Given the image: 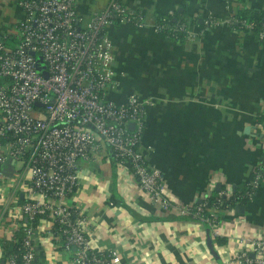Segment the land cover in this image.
Here are the masks:
<instances>
[{
    "label": "crops",
    "instance_id": "obj_1",
    "mask_svg": "<svg viewBox=\"0 0 264 264\" xmlns=\"http://www.w3.org/2000/svg\"><path fill=\"white\" fill-rule=\"evenodd\" d=\"M19 1L0 0V40L21 18ZM108 2L76 0V11L86 21ZM123 3L147 26L107 29L117 75L108 98L122 102L136 94L151 100L141 142L148 165L162 170L170 194L182 203L249 181L264 154L261 137L254 136V126L264 121V40L225 23L242 10L264 12V0ZM176 11L192 25L206 19L222 24H194L198 36L191 40H171L150 28L157 16ZM11 167L4 171L10 174ZM79 171L74 205L83 212L96 248L117 253L114 264H236L237 239L264 236V185L224 219L220 237L214 238L207 225L148 203L129 167H116L110 157L81 161ZM46 229L34 230V264H65L69 253ZM14 249L0 235V264H8L6 255Z\"/></svg>",
    "mask_w": 264,
    "mask_h": 264
},
{
    "label": "built area",
    "instance_id": "obj_2",
    "mask_svg": "<svg viewBox=\"0 0 264 264\" xmlns=\"http://www.w3.org/2000/svg\"><path fill=\"white\" fill-rule=\"evenodd\" d=\"M18 5L21 18L0 40V235L15 244L14 252L6 255L7 263L34 264L38 226L47 228L48 236L69 253L65 264L117 261L115 251L96 248L83 212L74 205L79 162L104 157L118 168L129 167L148 203L205 224L212 237H220V224L237 212L224 204L233 199V189L226 185L198 201H176L162 170L150 167L141 151L151 100L136 94L122 102L108 98L117 86V75L114 45L106 31L122 24L143 29L144 18L123 0H109L86 21L77 14L76 0H20ZM203 24L208 28L222 23L206 19ZM225 24L248 32L254 27L238 19ZM192 26L154 21L150 28L173 39L191 40L198 36ZM258 38L264 40V32ZM254 131L264 144L262 124ZM263 183L264 160L255 163L245 197L251 198ZM237 244L234 263L264 264V236H240Z\"/></svg>",
    "mask_w": 264,
    "mask_h": 264
},
{
    "label": "trees",
    "instance_id": "obj_3",
    "mask_svg": "<svg viewBox=\"0 0 264 264\" xmlns=\"http://www.w3.org/2000/svg\"><path fill=\"white\" fill-rule=\"evenodd\" d=\"M236 19L238 20H244L246 22L249 23H253L254 27L252 29V31L250 32L252 35H254L255 37H258V33L259 32H264V12H254L251 10H242L238 13ZM156 23L159 24H167L168 26H179L183 23H191L189 22L187 19H185L183 17V15L179 14L178 11L173 13V16H157L154 20ZM192 24V23H191ZM195 25H198L202 28H207L204 24L203 21L199 22V21H194ZM193 24V25H194ZM231 27H234L236 29H239V25L238 26H234L232 25ZM166 36V35H164ZM167 37V36H166ZM168 39L171 40H183V38L181 36L178 37V39H173L170 37H167ZM264 118L261 117V120ZM264 160V154L262 159H260L259 161ZM264 185L261 184V186L255 190L252 194L251 198H247L245 197V193L248 191V186H247V182L242 183L240 185H238L237 187H235V189H233V199L231 201H227L224 204L227 205L229 208L236 210L238 207H245L246 204L252 200V198L255 196V194L258 192V190ZM37 222V219H35V221L33 222V224L35 225ZM15 250V249H14ZM13 250V252H14Z\"/></svg>",
    "mask_w": 264,
    "mask_h": 264
},
{
    "label": "water",
    "instance_id": "obj_4",
    "mask_svg": "<svg viewBox=\"0 0 264 264\" xmlns=\"http://www.w3.org/2000/svg\"><path fill=\"white\" fill-rule=\"evenodd\" d=\"M34 55V54H32ZM36 65H37V69L40 70L42 67H43V64H42V60L38 57L36 58ZM44 76L46 77L47 75L44 74ZM262 127L264 129V121L262 122ZM130 128L132 129L133 128V125H130ZM246 133V132H245ZM241 211V210H240ZM239 211V212H240Z\"/></svg>",
    "mask_w": 264,
    "mask_h": 264
}]
</instances>
